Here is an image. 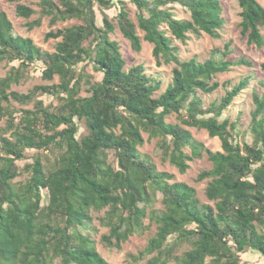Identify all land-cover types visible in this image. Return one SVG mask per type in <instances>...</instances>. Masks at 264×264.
Returning a JSON list of instances; mask_svg holds the SVG:
<instances>
[{
  "label": "trees",
  "instance_id": "obj_1",
  "mask_svg": "<svg viewBox=\"0 0 264 264\" xmlns=\"http://www.w3.org/2000/svg\"><path fill=\"white\" fill-rule=\"evenodd\" d=\"M127 2L136 8L137 22ZM238 2L242 35L263 47L264 6L258 0ZM38 5L41 17L28 22L30 28L43 17L51 25L81 22L48 32L47 39L60 40L54 51H45L31 37L15 34L0 11V65L11 64L0 76V264H112L89 232L94 213L102 211L98 219L108 231L101 241L109 248L121 250L131 236L156 225L146 246L129 253L135 263L248 264V252L264 256V93L253 92L252 140L242 143L236 123L222 117L248 88L251 75L209 104L201 94L220 87L218 74L254 62L229 58V42L221 56L182 59L174 43L187 42L191 34L220 38L222 0H40ZM176 5L190 18H176ZM113 7L135 51L146 40L154 45L158 65L174 64L172 81L159 95L162 81L144 64L126 69L122 48L111 37L116 25L107 10ZM16 12L30 18L37 10L19 3ZM36 63L47 83L27 92L11 90L30 77ZM89 66L101 73L100 80H92ZM260 84L264 88V81ZM45 96L57 98L58 105ZM13 101L34 108L17 109ZM187 127L218 136L222 149L206 148ZM144 133L159 138L163 160L181 173L208 154L212 168L198 179H209L206 196L213 205L202 202L188 183L172 181V173L141 152ZM29 158L20 169L18 162ZM158 195L163 208L154 207ZM183 244L189 247L179 253Z\"/></svg>",
  "mask_w": 264,
  "mask_h": 264
},
{
  "label": "rangeland",
  "instance_id": "obj_2",
  "mask_svg": "<svg viewBox=\"0 0 264 264\" xmlns=\"http://www.w3.org/2000/svg\"><path fill=\"white\" fill-rule=\"evenodd\" d=\"M57 1V0H56ZM264 6V0H258ZM40 0H0V11H5L13 22V31L15 34L31 37L34 43L45 51H54L56 43L60 38H46V35L51 30H56L74 23H80V20L71 19L67 21H59L54 25L50 24L49 17H43L40 25L30 28L28 22L34 21L41 17L40 6L38 3ZM223 2V17L225 19L224 27L221 30V37L214 38L206 33H203L200 37L191 34V37L187 42H182L181 40L174 39V43L179 46V52L182 59H188L191 57H196L201 61L210 58L213 55H220V53L225 50V44L227 42L231 43L232 53L229 58H237L240 56H246L254 62V66L237 65L225 73L218 74L216 79L221 83L220 87L212 93H201L205 99V102L209 104L211 101L221 98L228 88H231L234 84L238 83L243 77L251 75L250 85L246 88L239 96L236 97L234 102L225 110L222 118H229L236 123V134H238V141L243 142L244 139L249 141L252 140V135L250 134L249 128L252 119V110L254 109L253 102V92L256 90L259 93H264V88L261 86L260 81H264V68L262 64L264 63V46L257 47L254 44H249L247 37L243 36L241 33V16H240V5L238 0H222ZM19 3L27 4L32 6L37 12L30 18L21 17L17 14L16 8ZM127 8L130 10L131 17L137 22L136 8L129 2H127ZM113 23L116 25L115 31L111 34L112 39L119 42L124 57L127 59L126 69L137 65L144 64L147 72L157 79L162 81L160 90L157 92L159 95L165 90V88L172 81V68L174 64H162L158 65L156 59L153 55L154 45L146 40H143V46L141 51H135L130 41L125 38L119 28L118 20L116 14L118 8H111L107 10ZM176 18L188 19L190 18L189 12L180 5H176L173 9ZM101 16V15H100ZM264 34V29H263ZM141 36L144 32L139 29ZM89 45V42L86 43ZM36 69L31 70L30 77L21 82L20 84H13L11 90L19 92H27L34 85L47 83L42 78V64L36 63L34 65ZM11 68V64L4 61L0 65V76H5L8 70ZM87 71L93 75V81L101 79V73L95 71L92 67H87ZM58 81V78L55 79ZM228 82V83H227ZM46 102L53 103L54 106L58 105L59 101L55 97L45 96ZM13 106L15 108H34V103L27 105H21L18 102L13 101ZM169 121L175 122L176 118L170 115ZM4 121L1 126H4ZM191 130L192 134L196 139L201 141L206 148L217 151L222 149V142L218 136L212 137L209 132L205 129H198L196 127H187ZM85 131L84 123L81 124V132ZM145 142L140 147L141 152L151 159L161 171H168L174 175L172 181L186 182L193 186L196 190L198 198L204 202L213 205V201H210L206 196V187L209 179L199 180L198 175L203 170L212 168V162L208 157L207 153L203 156L194 159L191 162V167L186 173H181L179 170L171 165L168 161H164L158 147L159 138H149L148 133H144ZM28 155H31L33 151H28ZM31 161L29 159H22L18 162L20 169L25 168L26 164ZM27 176L26 173L23 176L17 178L21 179ZM47 202V194L44 193L43 203ZM156 208H163L161 201V195H158L156 203L154 204ZM95 218L92 223V229L89 231L94 240L96 241V246L99 252L112 264H144L145 261L140 263H135L129 257V253H136L138 250L143 249L148 243L149 239L156 232V225L153 224L151 229L147 230L142 234H135L123 244L121 250L109 248L101 241V236L106 233L108 229L100 225L98 216L104 215V212L94 213ZM149 222V218L146 219V223ZM88 232V231H87ZM174 236L169 240L173 241ZM189 247L187 244H183L180 247L179 253L186 250ZM248 264H264V256L259 255L255 251H250L244 255ZM169 264H174L170 262ZM207 264H210L208 260Z\"/></svg>",
  "mask_w": 264,
  "mask_h": 264
}]
</instances>
